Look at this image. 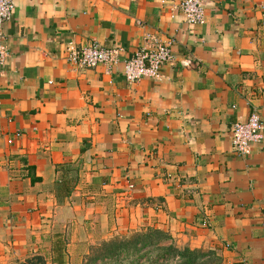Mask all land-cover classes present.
I'll list each match as a JSON object with an SVG mask.
<instances>
[{
  "label": "crops",
  "instance_id": "1",
  "mask_svg": "<svg viewBox=\"0 0 264 264\" xmlns=\"http://www.w3.org/2000/svg\"><path fill=\"white\" fill-rule=\"evenodd\" d=\"M13 1L1 24L0 264L83 256L147 229L222 264H264V141L246 156L231 144L250 113L264 123V0H203L197 25L182 0ZM146 33L173 41L157 79L66 60L93 44L129 58Z\"/></svg>",
  "mask_w": 264,
  "mask_h": 264
},
{
  "label": "built area",
  "instance_id": "2",
  "mask_svg": "<svg viewBox=\"0 0 264 264\" xmlns=\"http://www.w3.org/2000/svg\"><path fill=\"white\" fill-rule=\"evenodd\" d=\"M14 7L13 0H0V78L7 58L1 24L12 19ZM176 8L184 16L187 24L203 23V0H182ZM172 45L171 39L163 41L155 34L146 33L142 38L140 48L129 58H123L122 49H107L93 44L80 51L73 48L68 49L66 60L76 68L93 69L102 66L107 74L121 66L125 81L133 83L141 79H157L164 66L172 65L174 61L171 53ZM186 65H189L188 61L184 64ZM263 141L264 123L256 112L250 113L246 121L237 122L231 129V144L238 155H249L250 146Z\"/></svg>",
  "mask_w": 264,
  "mask_h": 264
},
{
  "label": "trees",
  "instance_id": "3",
  "mask_svg": "<svg viewBox=\"0 0 264 264\" xmlns=\"http://www.w3.org/2000/svg\"><path fill=\"white\" fill-rule=\"evenodd\" d=\"M11 264H64L63 256L48 263L44 256H28ZM81 264H222L214 251L176 246L157 229L135 232L90 246Z\"/></svg>",
  "mask_w": 264,
  "mask_h": 264
},
{
  "label": "rangeland",
  "instance_id": "4",
  "mask_svg": "<svg viewBox=\"0 0 264 264\" xmlns=\"http://www.w3.org/2000/svg\"><path fill=\"white\" fill-rule=\"evenodd\" d=\"M48 263H51L55 256H44ZM82 256H63L64 264H81Z\"/></svg>",
  "mask_w": 264,
  "mask_h": 264
}]
</instances>
